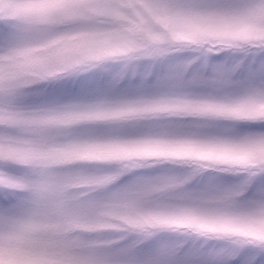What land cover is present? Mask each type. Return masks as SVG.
<instances>
[{"label":"snow or ice","instance_id":"6c2138e0","mask_svg":"<svg viewBox=\"0 0 264 264\" xmlns=\"http://www.w3.org/2000/svg\"><path fill=\"white\" fill-rule=\"evenodd\" d=\"M0 264H264V0H0Z\"/></svg>","mask_w":264,"mask_h":264},{"label":"rangeland","instance_id":"374dc122","mask_svg":"<svg viewBox=\"0 0 264 264\" xmlns=\"http://www.w3.org/2000/svg\"><path fill=\"white\" fill-rule=\"evenodd\" d=\"M186 57H180V59H185ZM224 62V58L223 57H214L213 58V61H212V63L213 64H215V63H223ZM196 70H201V66H197L195 69H194V71H196ZM208 74H211L210 73V69H209V71H208Z\"/></svg>","mask_w":264,"mask_h":264}]
</instances>
